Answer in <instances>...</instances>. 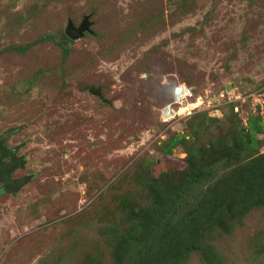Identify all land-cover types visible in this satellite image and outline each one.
I'll return each mask as SVG.
<instances>
[{
  "label": "rangeland",
  "instance_id": "obj_1",
  "mask_svg": "<svg viewBox=\"0 0 264 264\" xmlns=\"http://www.w3.org/2000/svg\"><path fill=\"white\" fill-rule=\"evenodd\" d=\"M85 17L89 30L62 63L45 37ZM7 47L0 133L19 128L9 144H23L26 166L13 177H34L18 192L0 184V264L106 259L95 227L68 235L69 223L89 224L101 205L115 217V195L137 187L138 177L183 169V148L164 155L160 147L188 131L189 117L205 113L227 126L233 105L243 126L258 114L264 126V0H0V50ZM166 84L190 86L201 101L190 116L163 124ZM258 140L264 155V134ZM260 198L221 242L224 264H264ZM95 240L100 253L88 257ZM199 256L189 264H201Z\"/></svg>",
  "mask_w": 264,
  "mask_h": 264
},
{
  "label": "trees",
  "instance_id": "obj_2",
  "mask_svg": "<svg viewBox=\"0 0 264 264\" xmlns=\"http://www.w3.org/2000/svg\"><path fill=\"white\" fill-rule=\"evenodd\" d=\"M45 39L61 50L64 63L73 41L62 31L58 38L48 35ZM10 48L0 53L10 54ZM37 76L26 81L28 92L36 89ZM173 86L165 85L170 89L169 103ZM196 98L201 101L198 93ZM229 110L228 121L231 117L234 121L227 126L205 113L189 117L185 122L188 131L173 135L160 147L164 155L183 148L185 167L174 175L166 171L138 177L137 187L115 195L117 216L101 205L99 212L94 210L88 218L89 224L77 219L69 223L68 235L78 236L84 228L95 227L97 240L107 253L106 259L87 258L78 264H189L193 254L200 255L201 264H224L226 249L221 242L229 237L225 235H233L240 226L237 219L242 221L247 210L264 196L258 186L264 180V164L260 163L264 155L257 153L258 136L264 134L261 118L259 114L250 116L243 126L233 105ZM97 240L92 242L95 252L88 257L100 253Z\"/></svg>",
  "mask_w": 264,
  "mask_h": 264
},
{
  "label": "water",
  "instance_id": "obj_3",
  "mask_svg": "<svg viewBox=\"0 0 264 264\" xmlns=\"http://www.w3.org/2000/svg\"><path fill=\"white\" fill-rule=\"evenodd\" d=\"M88 17H85L79 26L75 27L72 21H68L65 28V35L71 40H77L83 37L85 32L89 30ZM94 95H99L96 91H91ZM18 128H13L0 134V184L3 186V191L6 193L18 192L26 183L32 179V175L25 176L21 179L15 180L10 177L12 171L18 168H23L25 159L23 156H17L20 146L13 149H7L3 143L15 133ZM7 161L4 162L3 160Z\"/></svg>",
  "mask_w": 264,
  "mask_h": 264
},
{
  "label": "built area",
  "instance_id": "obj_4",
  "mask_svg": "<svg viewBox=\"0 0 264 264\" xmlns=\"http://www.w3.org/2000/svg\"><path fill=\"white\" fill-rule=\"evenodd\" d=\"M195 97L196 90L194 88L183 84H175L172 88V101L160 110L161 121L169 122L178 114L190 116L196 107L200 105Z\"/></svg>",
  "mask_w": 264,
  "mask_h": 264
},
{
  "label": "flooded vegetation",
  "instance_id": "obj_5",
  "mask_svg": "<svg viewBox=\"0 0 264 264\" xmlns=\"http://www.w3.org/2000/svg\"><path fill=\"white\" fill-rule=\"evenodd\" d=\"M11 129H13V128H10V129H8V130H11ZM8 130H7V131H8ZM18 130H19V128H18ZM5 132H6V131H5ZM17 132H18V131H17ZM15 134H16V133H15ZM15 134H14V135H15ZM14 135H13V136H14ZM13 136H11V137H13ZM11 137H9V138L3 143V145H4V147L7 148V149H13V148H15V147H17V146H20V149L18 150V152H17L16 155H17V156H23V157H24V159H25L24 167H25V166H26V158H25V155L20 154V150L23 148V144H21V143H20V144H16V145H12V144H11V145H12V146H11V145L9 144V140H10ZM3 161L6 162L7 160L4 159ZM24 167H23V168H24ZM18 169H22V168H18ZM15 170H17V169H15ZM15 170H14V171H15ZM14 171H12V173L10 174V177H11L12 179H15V180H18V179H21V178H23V177H25V176H30V175H32V176L34 177V174H32V173H28V174H26V175H22V176L16 178V177H13ZM33 177H32V178H33Z\"/></svg>",
  "mask_w": 264,
  "mask_h": 264
}]
</instances>
